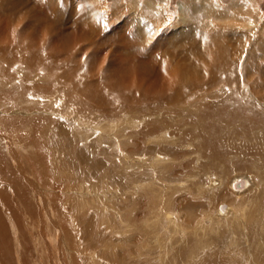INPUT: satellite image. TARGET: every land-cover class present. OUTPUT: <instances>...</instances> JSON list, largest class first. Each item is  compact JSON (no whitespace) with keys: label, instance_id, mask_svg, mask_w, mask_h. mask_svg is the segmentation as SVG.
<instances>
[{"label":"rangeland","instance_id":"obj_1","mask_svg":"<svg viewBox=\"0 0 264 264\" xmlns=\"http://www.w3.org/2000/svg\"><path fill=\"white\" fill-rule=\"evenodd\" d=\"M20 42L44 51L48 64L82 74L77 86L94 88L93 104L104 91L98 85L114 88L110 98L128 99L107 115L75 114L85 156L76 174L70 170L76 225L66 226L75 239L64 252L73 259L60 264H264V122L245 128L225 119L231 110L195 120L200 103L229 91L264 109V0H0V57ZM18 76L2 79L21 85ZM127 80L140 89L124 91ZM155 81L164 83L161 95ZM37 99L17 104L20 113L0 105V123L33 127L34 115L67 122L58 117L64 106ZM133 103L159 106L142 112ZM54 124L44 141L55 182L67 173L57 172L63 154L49 150ZM204 124L215 129L211 147H204L211 136ZM7 141L0 136V159ZM168 146L175 155L163 152ZM239 176L253 178L241 196L229 186ZM221 204L233 207L231 216L218 213Z\"/></svg>","mask_w":264,"mask_h":264},{"label":"bare ground","instance_id":"obj_2","mask_svg":"<svg viewBox=\"0 0 264 264\" xmlns=\"http://www.w3.org/2000/svg\"><path fill=\"white\" fill-rule=\"evenodd\" d=\"M41 48L39 47V49ZM45 55L44 51H38V49L32 47V43L20 42L17 47L12 48V51L9 54L5 57H0V105L6 107L5 111L9 112L13 110L17 107V104L24 105L25 102L30 103L31 100H36V98L39 100L40 98L43 100H50V102L54 103L52 106L55 104L56 106H58V104H61V107L64 106V109H59L61 114L58 115V117L61 120H63L64 116L67 117L66 123H63L62 121L57 122L56 120L48 121V123L44 117L34 115L31 117L35 122L33 127H27L30 123L27 125L25 123L22 124V119H18V122L20 123L18 126H16L17 120L15 119L6 118L0 123V136H2V139L4 138L5 141L8 140L7 142L10 143L8 145V150L5 153V157L4 155L2 156L4 159H0V178L2 179V183L0 184V264H60L64 257L65 260L73 259L70 252H64V250H67L68 246L74 245L75 239L73 228H71V226H66L68 223L69 225L71 224L72 227L76 225L74 214L75 209L72 206L74 201L73 194L75 190V180L74 174L71 173V171L75 174L79 171L77 166L78 162L83 160L85 156H80L79 158L80 151L77 146V117L75 114L76 112H83L85 114L101 112L102 114L107 115L113 111L121 110L122 107L124 108L128 105V99L126 102H123L116 96L110 98L107 94L105 95V93H108L110 90L112 92L114 88L101 87L103 89H100L99 85L98 87L96 86L97 90L104 91H99L100 95L98 96V99L100 103L93 104L92 101H94V94L92 95L93 92L91 93V91H94V88L92 87L93 90H90L88 87L90 91L87 88L79 90V87L77 86V79L81 78L79 76H82V74L75 73L78 74V77L76 76V78L74 73H72L73 71L68 72L69 70L65 71L64 69H61L62 67L59 68V63L58 65L54 62L53 65L48 64ZM18 74L21 75V85L8 84V81L5 82V80L3 81L2 79L6 78L13 81L19 77ZM1 79L3 84H1ZM39 79L45 81V83H40ZM84 79L86 80V76ZM124 82H126V80ZM138 83L139 81L135 82L131 80L130 83L125 84L128 85V87L123 88V90L128 91L127 89L134 88H138L137 90H139L140 85ZM156 83L157 81H155L151 87L162 88V90L158 92V94L161 95L164 89V83L158 85ZM91 84L92 83H90V87ZM80 91L81 93H79ZM132 92L135 93V90ZM229 92L231 93L226 97L219 93L215 97L213 103H200L201 113L198 118H195V120L197 119L196 122L201 118L206 119L208 115L214 116L216 114L217 116H222V114L224 115L228 110H231V112H229L230 114L228 113L229 115L226 117L224 116L225 119L237 120L241 123L244 122L242 124L245 128H254L264 122L263 108L255 103H250L249 101L244 100L242 96H239L242 92ZM158 94L155 96H160ZM158 99L159 97L157 100ZM179 99L181 100V98ZM111 102V106H113L114 109L108 111L105 103L108 105ZM183 102L185 103V100L181 103ZM137 105V109L141 108L140 110L142 112L144 110L151 111L154 107L159 106L154 104L150 105L148 108L144 104L143 106L140 103H133L129 104L128 107L132 106L134 109ZM16 109L14 110L17 112L19 109ZM18 113L20 112L18 111ZM143 115L144 114H142V116ZM53 122L55 123V126L52 127L51 131L55 133L50 139L49 150L54 149L53 151L56 152H54L56 155L63 154L61 158H58L57 172L58 170H61L67 173V176L61 175V177L56 179L55 182L53 181L55 178L53 172L56 173V170H50L49 168L50 163L48 160V154H51V151L46 150L47 148L45 146H47V142L44 141V136L46 135L45 127L47 124L52 126ZM202 127V131H208L211 134V136L207 138L204 147H211V144L215 141V129L208 124H204ZM160 128L162 129L161 126ZM11 144H13V146H11ZM21 146L29 150L28 156L21 154L22 150H19V147ZM162 150H164L163 152H168L172 155L175 152L170 146H168V148L163 147ZM133 155L134 154H132V156ZM93 160L94 159L91 160L90 165L93 164ZM87 164L89 163L87 162ZM237 167L243 168L245 167V164L239 163ZM218 182L214 183V185H218ZM229 186L233 192L241 196L245 192L247 193L249 189L251 190L253 187V178H251V176L235 177L231 180ZM65 189H68L67 192L71 195L69 199V195L67 197L64 196V192H66ZM220 195L224 196L225 194L219 193V196ZM67 202L70 205L68 210H66V206H68ZM232 210L233 207H231V205L227 206L226 204H221L218 213L225 217L229 216ZM8 211L10 212V215H7ZM168 218H171L170 223L174 222L171 215ZM20 245L21 249H19ZM22 251L24 252L22 253ZM70 251L72 250L70 249ZM31 252H34L36 255H30ZM33 258L34 260H32Z\"/></svg>","mask_w":264,"mask_h":264}]
</instances>
